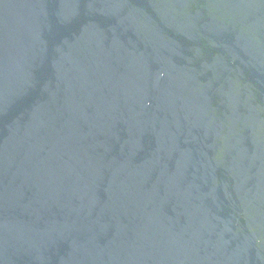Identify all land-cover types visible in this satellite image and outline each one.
I'll return each instance as SVG.
<instances>
[{
    "label": "water",
    "instance_id": "obj_1",
    "mask_svg": "<svg viewBox=\"0 0 264 264\" xmlns=\"http://www.w3.org/2000/svg\"><path fill=\"white\" fill-rule=\"evenodd\" d=\"M0 264H264V0H0Z\"/></svg>",
    "mask_w": 264,
    "mask_h": 264
}]
</instances>
